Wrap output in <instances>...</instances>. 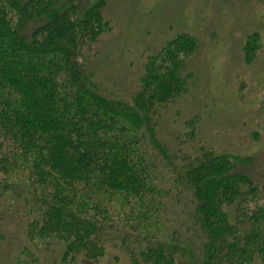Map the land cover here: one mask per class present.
Here are the masks:
<instances>
[{"label":"trees","instance_id":"obj_1","mask_svg":"<svg viewBox=\"0 0 264 264\" xmlns=\"http://www.w3.org/2000/svg\"><path fill=\"white\" fill-rule=\"evenodd\" d=\"M105 3L0 0V197L23 201L20 252L100 264L112 244L132 264H264L252 156L206 145L196 114L175 146L157 135L189 88L196 37L181 31L148 53L120 96L85 63L110 37ZM258 40L244 44L246 62Z\"/></svg>","mask_w":264,"mask_h":264},{"label":"rangeland","instance_id":"obj_2","mask_svg":"<svg viewBox=\"0 0 264 264\" xmlns=\"http://www.w3.org/2000/svg\"><path fill=\"white\" fill-rule=\"evenodd\" d=\"M104 12L112 25L110 37L85 61L94 77L125 97L136 89L148 53L181 31L193 34L197 46L187 59L192 80L163 112L157 135L175 146L181 134L173 135L176 128L196 114L201 141L252 156L246 170L263 180L264 0H106ZM255 36V56L246 62L244 44ZM23 209L12 191L0 197V264H54L47 249L38 257L20 252ZM100 264L132 263L126 252L108 244Z\"/></svg>","mask_w":264,"mask_h":264}]
</instances>
